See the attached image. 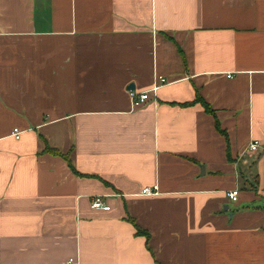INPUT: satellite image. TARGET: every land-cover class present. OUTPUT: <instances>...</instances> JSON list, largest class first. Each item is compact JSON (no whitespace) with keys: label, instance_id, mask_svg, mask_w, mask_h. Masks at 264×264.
Masks as SVG:
<instances>
[{"label":"crops","instance_id":"obj_1","mask_svg":"<svg viewBox=\"0 0 264 264\" xmlns=\"http://www.w3.org/2000/svg\"><path fill=\"white\" fill-rule=\"evenodd\" d=\"M70 257L264 264V0H0V264Z\"/></svg>","mask_w":264,"mask_h":264},{"label":"built area","instance_id":"obj_2","mask_svg":"<svg viewBox=\"0 0 264 264\" xmlns=\"http://www.w3.org/2000/svg\"><path fill=\"white\" fill-rule=\"evenodd\" d=\"M167 79L163 76H159L157 78V84L153 86V88L150 91H144V92H137L135 90H129V94L133 100L136 101V103L143 102L147 99H149V95L151 91H155L157 87L161 84L166 82ZM13 135L19 139L21 137V131L19 128L15 127L13 130ZM260 145V142L258 140H253L248 146L247 151H256L258 150ZM158 192V185L155 184L153 186H146L142 189L143 194H154ZM228 196L232 201H237L239 196V189L235 188L228 192ZM91 206L96 209H102V210H110L111 205L104 201V199L101 196H95L92 200ZM77 259L75 257H70L66 264H75Z\"/></svg>","mask_w":264,"mask_h":264},{"label":"trees","instance_id":"obj_3","mask_svg":"<svg viewBox=\"0 0 264 264\" xmlns=\"http://www.w3.org/2000/svg\"><path fill=\"white\" fill-rule=\"evenodd\" d=\"M204 104H205V102H204ZM205 107H206V110H207V111L212 112L207 104H205ZM218 126H219V125H218ZM53 152H55V153H59V152H57L56 150L53 151ZM129 219H131V218L129 217ZM135 226H136V229H137V233H138V234H143V235H145V236L148 238V240H149V237H150V236H149V232H148L147 230L143 229L142 227H140V226L137 225V224H135Z\"/></svg>","mask_w":264,"mask_h":264},{"label":"water","instance_id":"obj_4","mask_svg":"<svg viewBox=\"0 0 264 264\" xmlns=\"http://www.w3.org/2000/svg\"><path fill=\"white\" fill-rule=\"evenodd\" d=\"M228 209V207L226 206V210Z\"/></svg>","mask_w":264,"mask_h":264}]
</instances>
